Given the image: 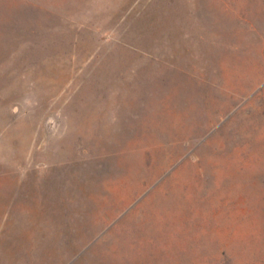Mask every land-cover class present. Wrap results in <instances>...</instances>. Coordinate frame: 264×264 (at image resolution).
<instances>
[{
    "label": "rangeland",
    "instance_id": "374dc122",
    "mask_svg": "<svg viewBox=\"0 0 264 264\" xmlns=\"http://www.w3.org/2000/svg\"><path fill=\"white\" fill-rule=\"evenodd\" d=\"M0 264H264V0H0Z\"/></svg>",
    "mask_w": 264,
    "mask_h": 264
}]
</instances>
